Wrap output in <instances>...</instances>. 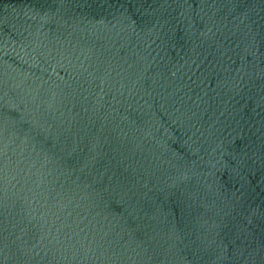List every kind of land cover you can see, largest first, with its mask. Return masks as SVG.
Here are the masks:
<instances>
[{
	"label": "water",
	"instance_id": "95a60500",
	"mask_svg": "<svg viewBox=\"0 0 264 264\" xmlns=\"http://www.w3.org/2000/svg\"><path fill=\"white\" fill-rule=\"evenodd\" d=\"M0 264H264V0H0Z\"/></svg>",
	"mask_w": 264,
	"mask_h": 264
}]
</instances>
